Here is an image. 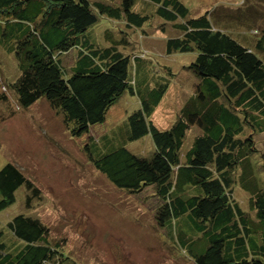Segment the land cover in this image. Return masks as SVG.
Segmentation results:
<instances>
[{
  "label": "trees",
  "instance_id": "16d2710c",
  "mask_svg": "<svg viewBox=\"0 0 264 264\" xmlns=\"http://www.w3.org/2000/svg\"><path fill=\"white\" fill-rule=\"evenodd\" d=\"M136 1L0 0V43L2 37H16L9 50L19 70L11 83L0 80V100H8V89L20 107L44 97L75 138L109 125L98 141L91 137L84 145L93 167L120 191L138 194L152 185L161 201L155 214L161 227L188 213L198 234L185 238L197 264H264L257 258L264 256V189L246 169L250 155L258 152L253 135L264 132V0H257L263 11L254 4L232 10L213 4L201 12L181 0H143L156 4L150 14L137 9ZM260 16L263 29L258 31L254 22ZM102 19L117 26L112 33L106 30L107 43L83 38ZM243 26V32L232 31ZM157 27L168 35L165 40L151 38ZM246 32L260 34L249 39ZM132 38L145 45L129 53L119 49ZM176 52L195 53L182 67L198 78L176 118L162 127L157 113L165 111L172 77L178 74L168 57ZM66 54L73 59L69 67L63 64ZM147 58L157 60L167 76L158 75L136 93V65ZM125 92L138 94L139 100L115 128L106 123L107 114ZM193 126L198 133L185 147ZM147 136L152 144L147 139L136 145L141 156L131 151L134 146L126 147V141ZM239 181L255 219L234 198ZM22 185L40 196L16 165L0 168V210L15 202ZM253 221L263 230L258 238ZM6 227L0 229V264H73L63 249L71 244L68 238L52 236L39 219L20 213ZM199 235L207 246L196 255L192 250L202 243Z\"/></svg>",
  "mask_w": 264,
  "mask_h": 264
},
{
  "label": "rangeland",
  "instance_id": "374dc122",
  "mask_svg": "<svg viewBox=\"0 0 264 264\" xmlns=\"http://www.w3.org/2000/svg\"><path fill=\"white\" fill-rule=\"evenodd\" d=\"M181 1L189 7L195 6L193 9H197V12L211 9L213 4L225 9L254 4L257 9L263 11L264 2L257 0ZM240 2L245 3L240 4ZM135 6L137 9L143 8L149 14L156 8L154 2H143V0L136 1ZM113 23L107 19L99 20L92 29H87L83 38L87 40L100 38L103 43H107L106 30L109 29L112 33L117 29ZM148 23L150 22L146 25ZM254 23V29L258 31L263 29V16L256 18ZM169 31L175 33V30L171 28ZM232 31L243 32L245 28L244 26L233 27ZM259 34V32L258 34L246 32V37L251 39ZM152 37L165 40L168 35L157 27L151 32ZM2 38L4 42L0 43V80L11 83L19 76L14 52L9 50V46L16 37ZM143 45H145L144 40L134 43L132 38L130 44L118 46L120 50L129 53L139 50ZM149 55L156 57L153 53ZM168 57L174 68L173 73L178 74L172 77L173 83L167 92L169 98L166 100L165 111L157 113L162 127H166L176 118L183 101L185 102L188 96L194 93L191 88L198 78L192 71L182 67L194 59L195 53L176 52ZM148 59L136 65L134 73L136 93L147 89L154 80L160 79L158 75L167 76L164 75L166 72L160 73L157 60ZM72 62V55L66 54L63 57L65 66L69 67ZM161 68H163L162 65ZM6 92L8 100H0V168L8 162L16 165L40 190V196L30 194L25 185L17 188L15 202L0 210V229L7 230L6 223L20 213L37 218L51 229L52 236L68 238L71 244L66 242L63 249L71 256L73 264H197L190 252L188 244L190 240L186 238L197 235L198 229L188 213L167 221L165 226L161 227L155 219L156 208L161 201L152 185L145 187L138 194L129 193L126 190L120 191L93 167L84 145L91 137L101 136L109 125L104 128L91 127L90 132L83 134L80 138L71 137L61 115L52 110L44 97L30 106L20 107L14 90L8 89ZM176 96L178 98L175 103L173 98ZM138 100V94L123 93L108 112L106 123L113 122L115 128L121 126L125 120L124 117L136 109ZM197 133L198 129L195 126L188 130L185 147L191 145ZM255 133L253 138L258 152L250 155L246 169L256 177L258 186L264 189V132ZM147 139L151 142L149 136L132 142L126 141V147L131 150L134 146L131 151L141 156L136 145ZM116 143L117 146L121 143L119 138ZM147 146L144 144L145 150ZM238 170L241 176L242 167L239 166ZM234 187V198L244 210L249 212L248 192L241 189L240 181ZM28 196L31 198L27 202ZM249 214L255 219L253 211ZM253 225L252 229L255 231L253 234L258 238L263 230L260 231L254 221ZM201 235L199 237L202 243L199 248L194 247L192 250L196 255H199L207 246ZM226 252H224L225 255L228 254ZM257 258L264 262V256L259 255Z\"/></svg>",
  "mask_w": 264,
  "mask_h": 264
}]
</instances>
